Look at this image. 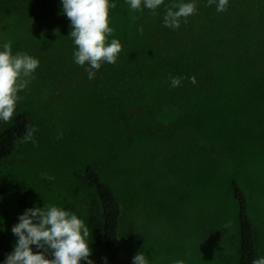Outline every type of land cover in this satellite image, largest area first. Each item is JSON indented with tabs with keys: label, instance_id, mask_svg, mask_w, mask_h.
Wrapping results in <instances>:
<instances>
[{
	"label": "rangeland",
	"instance_id": "rangeland-1",
	"mask_svg": "<svg viewBox=\"0 0 264 264\" xmlns=\"http://www.w3.org/2000/svg\"><path fill=\"white\" fill-rule=\"evenodd\" d=\"M189 2L197 11L186 23L164 26L167 6ZM42 3L0 0V51L10 42L13 55L39 60L13 114H28L36 143L21 138L0 160V234L16 243L19 216L54 204L89 228L94 264H111L99 203L83 178L92 163L121 201L126 256L239 264L236 178L264 257V0H228L224 12L207 0H164L155 15L143 0L140 10L109 0L108 42L122 49L93 79L87 63L74 61L62 0L46 11ZM177 76L182 83L172 88Z\"/></svg>",
	"mask_w": 264,
	"mask_h": 264
},
{
	"label": "clouds",
	"instance_id": "clouds-1",
	"mask_svg": "<svg viewBox=\"0 0 264 264\" xmlns=\"http://www.w3.org/2000/svg\"><path fill=\"white\" fill-rule=\"evenodd\" d=\"M132 10H140L142 0H127ZM164 0H143V6L156 14V9ZM208 6L216 4L217 12L227 10L228 0H207ZM116 4H109V0H62V11L71 21V31L68 36L77 46L73 53L74 61L79 66L88 67L85 70L88 78L93 79L95 71L102 63L115 64L122 45L117 39L108 42V37L114 32L109 27V8ZM176 9V10H174ZM197 11L194 2L173 3L167 6L163 17L164 26L178 29L181 18H187ZM143 34V28H139ZM39 66V60L27 52L12 54L11 43H5L0 51V121L10 123L17 101L21 99L18 92L27 88L33 73ZM181 77H171L170 86L179 87ZM196 83V77L189 78ZM35 126L27 127L22 138L23 143H36ZM59 133L57 139L62 138ZM42 177L53 179L46 173ZM226 224L225 227H229ZM12 233L18 237L14 249L7 254L3 264H80L82 260L87 264H94L90 259L92 249L89 246V228L75 213L66 211L56 205H45L43 208L27 209L19 216V222L13 225ZM36 247V251L33 247ZM42 249L43 251H40ZM49 254L51 258H49ZM133 264H148L144 253L138 252L133 256ZM106 264V258H105ZM183 264V261H176ZM252 264H264V257L253 259Z\"/></svg>",
	"mask_w": 264,
	"mask_h": 264
},
{
	"label": "trees",
	"instance_id": "trees-1",
	"mask_svg": "<svg viewBox=\"0 0 264 264\" xmlns=\"http://www.w3.org/2000/svg\"><path fill=\"white\" fill-rule=\"evenodd\" d=\"M56 0H43L42 10L51 8L50 3ZM60 2V0H58ZM30 127V119L26 112H17L13 121L0 131V160L8 157L16 148V143L23 138ZM83 178L94 189L99 203L101 228L104 244L111 264H133V257L123 253L120 238V220L122 205L113 188L105 182L98 168L87 163L83 169ZM231 191L237 202L239 227V264H252L253 259L259 258L256 229L249 212V199L246 191L236 178L231 180ZM0 234V264H3L7 254L13 251L14 245ZM36 251V247L32 246ZM40 251H43L40 249ZM49 258H51L49 254Z\"/></svg>",
	"mask_w": 264,
	"mask_h": 264
}]
</instances>
